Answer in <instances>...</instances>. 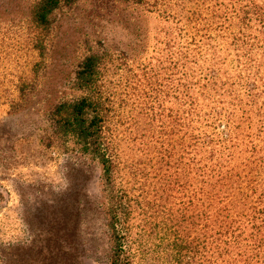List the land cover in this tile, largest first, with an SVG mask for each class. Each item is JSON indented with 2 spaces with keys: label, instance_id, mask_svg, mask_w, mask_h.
<instances>
[{
  "label": "rangeland",
  "instance_id": "1",
  "mask_svg": "<svg viewBox=\"0 0 264 264\" xmlns=\"http://www.w3.org/2000/svg\"><path fill=\"white\" fill-rule=\"evenodd\" d=\"M34 1L0 0V264H111L102 166L44 139L50 109L83 94L75 75L91 53L105 56L110 128L116 122L121 132L134 264H206L178 212L186 204H179L174 168L162 170L173 173L168 182L154 176L160 155L153 145L160 143L152 134L166 120L163 107L172 106L166 93L175 22L139 0H76L62 4L43 29L31 19ZM35 37L44 40L42 54ZM177 219L184 239L176 244Z\"/></svg>",
  "mask_w": 264,
  "mask_h": 264
},
{
  "label": "trees",
  "instance_id": "2",
  "mask_svg": "<svg viewBox=\"0 0 264 264\" xmlns=\"http://www.w3.org/2000/svg\"><path fill=\"white\" fill-rule=\"evenodd\" d=\"M75 1L35 0L31 19L48 28L53 13ZM139 1L175 22L166 93L172 106L163 107L166 120L160 134H152L160 143L153 145L160 155L154 176L168 182L173 173L162 170L174 168L179 204H186L178 212L182 221L189 220L206 264H264V4L174 0V7L173 0ZM186 2L193 5L186 8ZM43 42L34 38L41 54ZM104 59L91 53L80 62L74 84L83 94L50 109L44 139L66 152L90 155L102 166L104 211L113 240L110 262L134 264V204L120 178L122 137L116 122L110 128ZM184 210L190 212L187 217ZM174 230L176 244L183 242Z\"/></svg>",
  "mask_w": 264,
  "mask_h": 264
}]
</instances>
